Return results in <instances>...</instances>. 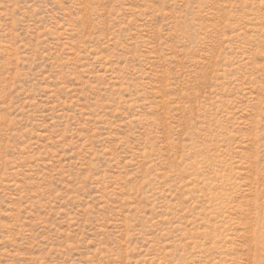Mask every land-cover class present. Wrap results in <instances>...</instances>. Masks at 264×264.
<instances>
[{"label": "rangeland", "instance_id": "rangeland-1", "mask_svg": "<svg viewBox=\"0 0 264 264\" xmlns=\"http://www.w3.org/2000/svg\"><path fill=\"white\" fill-rule=\"evenodd\" d=\"M0 264H264V0H0Z\"/></svg>", "mask_w": 264, "mask_h": 264}]
</instances>
